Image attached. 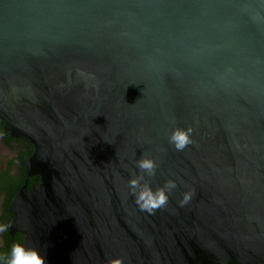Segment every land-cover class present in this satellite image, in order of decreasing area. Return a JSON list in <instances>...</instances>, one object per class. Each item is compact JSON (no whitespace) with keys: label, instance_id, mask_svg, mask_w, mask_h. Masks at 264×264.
<instances>
[{"label":"water","instance_id":"water-1","mask_svg":"<svg viewBox=\"0 0 264 264\" xmlns=\"http://www.w3.org/2000/svg\"><path fill=\"white\" fill-rule=\"evenodd\" d=\"M264 0H0V120L32 156L11 233L45 264H264ZM173 127L193 129L177 151ZM156 161L154 214L135 162ZM194 190L181 207L182 193Z\"/></svg>","mask_w":264,"mask_h":264},{"label":"clouds","instance_id":"clouds-1","mask_svg":"<svg viewBox=\"0 0 264 264\" xmlns=\"http://www.w3.org/2000/svg\"><path fill=\"white\" fill-rule=\"evenodd\" d=\"M254 19L260 20L257 14ZM193 129L191 127H173L167 137L168 143L177 151H183L187 146L193 143ZM135 167L140 171V175L133 173V178L128 181V187L131 194L135 198V204L142 211L149 214H154L156 210L163 209L168 201L170 194L176 189L177 183L175 180H168L163 187H158L153 190L152 186L145 181V176L153 177L156 174L157 163L155 160L143 157L135 162ZM194 190L182 193V199L179 200L181 207L187 205L193 196ZM7 231V225H0V233ZM0 264H45L44 256L38 253L37 250L26 248L24 245L17 243L11 248L10 255L0 254ZM109 264H123L122 258L111 259Z\"/></svg>","mask_w":264,"mask_h":264},{"label":"flooded vegetation","instance_id":"flooded-vegetation-1","mask_svg":"<svg viewBox=\"0 0 264 264\" xmlns=\"http://www.w3.org/2000/svg\"><path fill=\"white\" fill-rule=\"evenodd\" d=\"M32 144L16 138L4 130V122L0 120V225H7V231L0 233V254L10 255L14 244L24 243L25 236L19 232L11 233L9 223L13 219L10 205L17 192L26 186L30 189L38 183V176L26 177L24 162L33 154Z\"/></svg>","mask_w":264,"mask_h":264},{"label":"trees","instance_id":"trees-1","mask_svg":"<svg viewBox=\"0 0 264 264\" xmlns=\"http://www.w3.org/2000/svg\"><path fill=\"white\" fill-rule=\"evenodd\" d=\"M39 182V179H37V182L36 183H38Z\"/></svg>","mask_w":264,"mask_h":264}]
</instances>
